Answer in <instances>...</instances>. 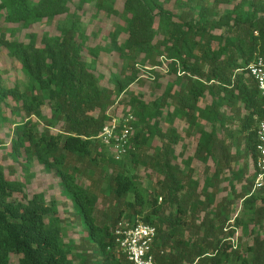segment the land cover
I'll list each match as a JSON object with an SVG mask.
<instances>
[{
    "label": "trees",
    "instance_id": "1",
    "mask_svg": "<svg viewBox=\"0 0 264 264\" xmlns=\"http://www.w3.org/2000/svg\"><path fill=\"white\" fill-rule=\"evenodd\" d=\"M69 1L0 0V21L28 28L70 14ZM89 1L117 13L113 0L79 4ZM167 1L123 0L124 25L109 32V51L119 59L112 89L100 87L82 58L81 37L73 25L62 27L59 35L44 33L39 41L30 33L27 42L5 38L0 27V43L27 77L23 90L0 82V105L11 100L13 114L23 113L12 122L9 155L55 170L82 232L78 243L65 242L59 219L47 216L43 195L28 197L24 184L5 177L0 167V264H11L15 256L17 264H132L115 243L119 221L156 228V264H264V187L253 190L254 174L248 169V158L256 155L264 96L247 70L255 59L264 60V0H227L232 8L222 14L213 9L221 0L212 6L196 0L197 9L183 8L181 15L164 8ZM193 1L174 3L187 7ZM121 32L126 37L118 44ZM145 63L152 68L165 64L174 79L151 101L130 97L125 113L133 115L134 132L127 152L115 159L97 135L111 118L107 109L139 80ZM206 95L210 104L201 108L199 100ZM33 118L42 123V131ZM174 119L188 122L186 134L195 130L186 170L171 154L177 141ZM194 159L205 165L200 180L190 168ZM139 166L143 178L134 172ZM225 170L231 197L215 202ZM80 173L89 178L88 186L79 182ZM97 191L110 199L108 211L97 209ZM238 201L241 213L233 215L231 207ZM237 229L252 235L242 250L233 242Z\"/></svg>",
    "mask_w": 264,
    "mask_h": 264
},
{
    "label": "rangeland",
    "instance_id": "2",
    "mask_svg": "<svg viewBox=\"0 0 264 264\" xmlns=\"http://www.w3.org/2000/svg\"><path fill=\"white\" fill-rule=\"evenodd\" d=\"M226 1L227 0H221L213 9L219 14H222L226 10L232 8V4ZM213 2L214 0H204V3L208 6H212ZM112 3L117 13H109L104 11V9L97 8L96 1L84 2L80 5L79 0H70L68 5L72 9V12L68 15L57 16L52 21L43 19L28 28L22 27L21 24L0 21V27L3 28L2 31L4 32L5 38L27 42L30 33L37 35V41H39L44 33L59 35L61 29H63L62 27L73 25L77 31V35L81 37L82 58L89 62V68L97 76L100 87L112 89L114 86L112 75L117 73L119 59L115 51H109L112 47L109 32L119 25H124L123 17H121L123 0H113ZM190 7L197 9L196 0H194L191 5L188 4L187 7L175 4L174 0L164 2V8L173 10L176 15H181L183 8L189 9ZM125 37V33L121 32L117 37V43H121ZM92 49L97 51L96 54L91 51ZM138 59L142 60V56ZM173 79L174 76L167 72L165 64L160 67L152 68L150 64L145 63V66L139 70V80L132 83L127 92L116 98L114 104L107 109V114L117 119L125 118V112L129 111L128 103L131 96L139 97L145 101H151L158 98L163 93L166 84L173 81ZM0 82L1 85L5 87L18 85L20 90H23L24 84L27 82V77L21 71L20 63L7 54L6 49L1 43ZM174 89H177V85L174 86ZM210 101V96L206 95L199 100V106L202 108L210 104ZM6 103L7 106L3 104L0 105V167L2 168L4 176L8 179L21 181L24 184V192L28 197H31L34 193L42 194L45 205L50 209L47 216L49 218L57 217L60 221V225L63 227V240L67 242L69 239H73L75 243H78L82 235L81 226L79 222L73 220L74 215L71 212V201L65 195L55 170L35 161L24 164L21 159H13L10 157V140L14 133V125L12 122L20 120V118L23 117V113H21L20 116L14 115L12 112L14 102L7 100ZM172 109L173 106L171 105L169 110ZM42 111L44 114L49 115L47 106H43ZM163 119L164 117L161 118V123L165 126ZM33 121L36 123V129L42 131L44 128L42 123L35 118H33ZM172 125L177 132V141L172 146L171 154L178 155L176 159L177 164H179L183 170H186L187 166L184 165V160L194 152L196 141V136L194 134L195 130L190 134H186L188 128V122L186 120L179 121L178 119H174ZM201 126L207 129L211 127L210 124L206 125L204 122H201ZM230 127L233 128L235 126L231 125ZM51 131L55 132L56 129H52ZM132 132H134L133 128ZM155 139L158 144H161V139L158 136H156ZM105 148L107 153H111V147L105 146ZM148 151L149 149L147 152ZM204 166L205 165L197 159L191 162L190 168L194 170L193 175L196 179L200 180L202 178ZM248 169L252 171L250 158H248ZM134 172L142 178L145 177V171L142 166H139ZM94 176H98L97 171ZM221 177L219 183L220 191L215 195V202L220 200L224 195H230L231 197L227 180L230 177L229 170H225ZM77 178L82 185H89V178L87 176L80 173L77 174ZM102 185L103 184L99 187H102ZM239 188L240 184H236V191H239ZM97 194L99 197L96 203L97 209L103 210L104 212L108 211L110 208V199L108 197H103L101 191H97ZM240 204L241 201H238V203L232 205L231 209L234 210V212L232 211L233 215L241 213ZM236 237L239 240H237ZM233 242L234 244L240 243V250H242L245 246L252 243V235L242 234L240 229H237ZM15 257L16 258L11 259V264H17V256ZM76 262L77 260L74 263ZM246 264H250L249 260H247Z\"/></svg>",
    "mask_w": 264,
    "mask_h": 264
},
{
    "label": "built area",
    "instance_id": "3",
    "mask_svg": "<svg viewBox=\"0 0 264 264\" xmlns=\"http://www.w3.org/2000/svg\"><path fill=\"white\" fill-rule=\"evenodd\" d=\"M247 70L264 96V60L260 57L255 59L249 63ZM132 119V114L122 119L111 117L103 123L97 135L105 146L111 147L115 159H120L127 152ZM255 153V158L251 159L253 190L264 187V118L256 126ZM114 237L117 248L132 264H156L152 253L156 237L154 226L142 222L119 221L114 229Z\"/></svg>",
    "mask_w": 264,
    "mask_h": 264
}]
</instances>
